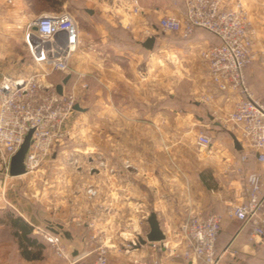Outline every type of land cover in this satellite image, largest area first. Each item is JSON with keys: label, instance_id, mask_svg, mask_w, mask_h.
Wrapping results in <instances>:
<instances>
[{"label": "crops", "instance_id": "1", "mask_svg": "<svg viewBox=\"0 0 264 264\" xmlns=\"http://www.w3.org/2000/svg\"><path fill=\"white\" fill-rule=\"evenodd\" d=\"M95 1L94 11L89 13V28L81 30L78 63L71 62V77L64 89L76 84L83 108L77 113H91L97 104L94 107L99 117L97 176L82 172L81 185L76 184L81 174L73 170L65 150L59 149L44 164L50 163L49 172H42L44 168L34 173V182L42 178L49 181L45 180L47 185L36 191L31 201L16 197L8 188L5 201L14 214L9 212L7 218H0V223L11 229L25 264H71L36 231L40 227L54 234L45 228L49 222L61 223L75 234L78 228L88 229L94 223L105 236L123 228L126 235L140 236L144 230L145 234L149 231L147 218L151 212L157 213L166 232L180 226L188 216L185 212L210 211L223 217L219 250L229 246L235 252L226 254L225 260L253 264L256 259L264 263V236L251 239L252 226L228 214L233 198L216 190L215 182H211V175L217 180L224 174L223 169L237 173L240 169L246 174L256 169L264 171L251 150L236 149L232 138L239 152L236 155L225 139L226 133H239L226 120L238 95L218 90L202 61L201 51L217 41L215 36L198 28L190 37H181L158 27L165 14L183 16L184 0H139L138 14L128 11L126 4L130 0ZM242 2L257 31L255 49L260 50L264 46V0ZM151 35L156 36V42L149 49L143 42ZM167 36L180 37L182 42L160 43ZM60 73L63 77L67 75ZM82 73L84 77L79 76ZM246 75L253 90L264 92V68L260 60L246 68ZM201 130L214 136L209 150L196 143ZM244 154L249 155L247 160L242 158ZM251 155L258 166L250 162ZM206 168L211 169L210 175L204 174ZM30 174L12 176L17 180L10 181L19 183ZM234 182L229 186L231 189ZM90 185L97 186L96 196L87 192ZM238 194L236 201L240 202L244 194L241 195V190ZM16 216L33 227L31 235L42 243L38 258L28 259L22 254L18 230L12 225L11 217ZM81 234L76 235L81 239L84 236ZM3 244L0 240V258L6 264L8 250ZM166 259L162 264H195Z\"/></svg>", "mask_w": 264, "mask_h": 264}, {"label": "built area", "instance_id": "2", "mask_svg": "<svg viewBox=\"0 0 264 264\" xmlns=\"http://www.w3.org/2000/svg\"><path fill=\"white\" fill-rule=\"evenodd\" d=\"M184 1L183 16L165 14L158 27L181 37H190L198 28L215 36L217 41L201 51L202 61L218 90L238 95L235 108L226 120L238 128L236 136L242 148L251 150L257 162L264 166V100L253 92L246 75V68L255 60L264 65V46L255 49L256 28L252 26L242 0ZM126 7L133 14L140 12L139 0H130ZM24 42L35 67L26 73L4 74L0 81V180L12 177V156L31 129L32 141L24 162L26 174L38 172L65 137L68 121L79 103L76 84L60 94L57 84L49 79L54 72L71 73L72 57L82 43L81 28L73 14L69 11L41 14L29 23ZM83 87L87 85L83 84ZM196 143L201 149L209 150L214 136L201 130ZM242 158L247 160L249 155L244 154ZM245 186L244 199L233 202L228 214L252 226L251 239H261L264 236V171H248ZM87 192L90 196L98 194L92 185ZM222 220V215L217 212L191 213L173 231V246L169 245L167 237L150 244L160 255L186 262L237 264L232 259H224L226 254L235 253L229 246L222 250L218 248ZM36 231L71 264L87 255L73 260L57 235L40 227ZM92 264H109L106 246L98 248Z\"/></svg>", "mask_w": 264, "mask_h": 264}, {"label": "rangeland", "instance_id": "3", "mask_svg": "<svg viewBox=\"0 0 264 264\" xmlns=\"http://www.w3.org/2000/svg\"><path fill=\"white\" fill-rule=\"evenodd\" d=\"M59 2L60 0H58V3L55 2V0L50 3L48 0H0V77L4 74L16 75L26 73L35 67L33 63L31 64V54L24 42V34L29 23L41 14L46 12L69 11L78 21L81 30H83V27L89 28L91 19L89 18V12L86 11V8H94L93 6L97 4L95 0H63V2ZM163 42L181 43L182 39L177 36H167L166 39L160 40V43ZM77 51L72 57V64L78 63ZM63 78L60 72H54L49 77L50 81L54 83H61ZM253 92L264 100V92H256L255 90H253ZM94 105V107L97 108V104ZM94 107L93 109L95 110ZM94 110L91 113L88 111L77 113L76 111L74 113L75 115L73 114L68 121L65 137L58 142L54 149L56 151H59V149L65 150L64 153L67 154L70 160L69 164L73 166V170L81 174L79 178H76V184L80 182V185L82 182L81 176H83L82 172L85 175L97 176L99 168V117L97 111ZM212 130L215 136H217L218 133L216 132V128ZM225 136V139L230 142L232 151L236 155H239V152L233 146L231 135L226 133ZM218 141L223 143L224 140L219 138ZM250 162L258 166L257 163H254L253 155H251ZM49 166L50 163L46 166H42L39 171L45 168L42 172H49ZM223 170L224 174L220 175L217 180L212 179L211 175V182H215L216 190L228 194L233 198L232 201L237 202L236 199H238L240 195L238 191L241 190V195L244 194L246 187V171L242 173L239 170L237 173L236 170ZM211 172L210 168L204 169V174L206 175H210ZM33 176H35V174H30L19 183H14L17 179L10 177L7 180H0V208L5 206L4 209H0V218H7L9 212L10 214H14L11 211L12 206L5 201L8 188H11L13 192L16 193V197L24 201H31L34 197V193L47 185L45 180L49 181V178H42L34 182L32 179ZM11 179H14L12 183L10 181ZM232 181H235V185L231 189L229 186ZM95 182H97V180H95ZM92 186L97 188L96 185ZM231 192H233V196H231ZM185 213L188 214V216L190 214L188 212ZM78 229V233L76 234L82 233L81 235H84L88 242L87 255L74 264H92L96 252L101 246H106L108 249L109 264H162L167 260L166 257L160 255V253L155 250L153 245L151 247L149 243L137 247L136 244L139 242V236L136 234L135 236L122 233V231L126 230L124 228L123 230H114L107 236H105L104 232H101L98 225L94 223H92L88 229ZM144 231L140 236H146ZM165 233L167 239L170 241L169 245L173 246L175 244L173 241V231L168 230ZM12 236L11 229L0 223V240L5 243L3 245H6L5 248L8 250V258L4 260V263L25 264V261L19 253L18 245L14 242ZM133 252L139 253L140 255L134 257L135 255ZM2 261L3 260H1V263ZM252 262L253 264H264L262 261H257L256 259Z\"/></svg>", "mask_w": 264, "mask_h": 264}, {"label": "water", "instance_id": "4", "mask_svg": "<svg viewBox=\"0 0 264 264\" xmlns=\"http://www.w3.org/2000/svg\"><path fill=\"white\" fill-rule=\"evenodd\" d=\"M86 11L89 13H93L94 10L92 8H86ZM34 29L37 28L34 27ZM155 42H156V36L151 35L146 38L143 44L147 48L152 49L155 45ZM70 77L71 74L68 73L63 78L62 82L56 85L57 91L60 94L64 92V86L68 82ZM75 108L76 110L83 109L79 103H76ZM32 133H33V129H31L27 133L24 142L21 144L20 148L16 151V153L12 156L11 164H10V174L12 176H20L27 173L24 161L32 141ZM231 136L233 138L235 148L241 150L242 144L238 139V137L234 133H232ZM147 221L149 223V231L146 233L145 237L143 236L138 237L139 242L136 244L137 247H140L141 245L147 243H154L166 239V233L161 227V223L160 220L158 219V215L156 212H151L147 218ZM45 228L58 236L61 243L65 247L68 256L71 259L76 260L87 254L88 242L84 236L83 238L80 239L78 235H76L69 227H66L61 223L49 222L45 225Z\"/></svg>", "mask_w": 264, "mask_h": 264}, {"label": "trees", "instance_id": "5", "mask_svg": "<svg viewBox=\"0 0 264 264\" xmlns=\"http://www.w3.org/2000/svg\"><path fill=\"white\" fill-rule=\"evenodd\" d=\"M48 2H54V0H48ZM55 2L58 3V0H55ZM61 2L63 0H60L59 3ZM12 225L18 230L16 235L20 237L19 243L24 257L28 259L38 258L42 250V243L31 235L33 227L20 216L12 218Z\"/></svg>", "mask_w": 264, "mask_h": 264}]
</instances>
